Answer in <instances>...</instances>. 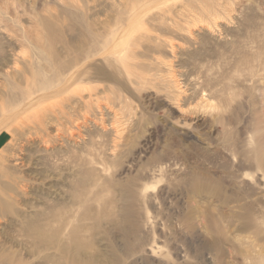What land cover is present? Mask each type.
<instances>
[{
  "label": "rangeland",
  "instance_id": "374dc122",
  "mask_svg": "<svg viewBox=\"0 0 264 264\" xmlns=\"http://www.w3.org/2000/svg\"><path fill=\"white\" fill-rule=\"evenodd\" d=\"M134 1L0 0V264H264V0H169L171 16L218 6L190 36L155 31L165 1L140 7L132 17L165 42L132 46L152 81L100 76L105 65L87 79L89 22L98 31ZM167 81L191 125L170 124ZM42 82L56 96L38 102ZM199 98L220 106L214 120Z\"/></svg>",
  "mask_w": 264,
  "mask_h": 264
},
{
  "label": "bare ground",
  "instance_id": "6f19581e",
  "mask_svg": "<svg viewBox=\"0 0 264 264\" xmlns=\"http://www.w3.org/2000/svg\"><path fill=\"white\" fill-rule=\"evenodd\" d=\"M163 1H165L164 3H163ZM171 1V0H170ZM169 0H140L139 2H136V1H134L133 3H130V4H119L120 5V7H122V9H121V11H120V13L119 14H117V19H114V20H116V21H111V22H113V25H111V22H109V23H106V22H102V20L101 21H98L99 23H98V26H100V30H98V31H95V29H94V24L95 23H90L89 22V24H88V27H89V31H90V34H89V36H88V38H86L87 39V45H88V54H87V56L85 57V59L84 60H87V63H86V69L84 70L85 72L83 73L84 74V76H85V74H86V76H87V79H92V75H93V71H94V69H95V66L96 65H99V66H103V65H105L104 67H103V69L101 70H98V71H100V76H108V75H105L106 74V72H107V70H109V72L110 73H115L116 72V70H120L123 74H125L126 76H127V78H129V80H130V82H134L135 81V83L138 85V84H144L143 85V87L145 88V84L146 83H148V81L150 80V81H152V79H150V77H148V75L147 74H145L144 72L142 73V72H137V68L135 67V65L133 64H131L130 63V60L132 59V58H134L135 57V48H133L132 46H138V44H137V42H141L142 40H145V41H148V42H152L151 44L153 45V42H156V41H161L162 40V38H160V33L163 31H166V29H165V27L167 26L168 28H172L174 31H176V32H179V33H183V32H186L187 34H189V36L190 35H193L192 33L194 32H192V29H195L196 27H197V24L196 23H198V22H204V23H206L207 25H209V26H212V25H214V24H216V20H217V18L221 15V13H219L220 11L217 9L218 8V6L216 7V6H214L215 8H212V7H210V6H204V5H202V4H200V6H199V9L197 10V13L199 12L200 13V15L199 14H197V13H194V14H188V15H186L185 16V14H184V10H186V8L188 7L186 4H184V5H186V6H183V7H181V8H183V9H180V10H183V12H181V13H177V14H172V16L173 15H175L174 17H172L171 16V11H173V10H171L172 8L170 7V6H168V2H170ZM142 2H146V4H144V5H142L141 3ZM163 3V4H162ZM183 3V2H182ZM189 3V2H188ZM160 4H162V6L161 7H163V5L165 4L166 5V7H167V12L166 13H168L167 15H166V13L165 14H163V16H161V17H159L156 21H160L161 23L163 22V23H165V25H163V26H157V27H155L154 29H155V31H157L158 33H159V35H156V34H154V33H152L151 31L149 32V30L148 29H145L146 27H145V25L143 24L144 22H146L145 21V19L144 18H142V19H139V16H140V12L137 14V15H135V16H133L132 17V15H134L135 13H137V11L139 10V9H141L140 7H148L149 6V8H154L155 7V5H160ZM186 7V8H185ZM164 9H165V7H164ZM194 9V8H193ZM166 10V9H165ZM195 10V9H194ZM187 11V10H186ZM93 12V11H92ZM174 13H175V10L173 11ZM179 12V11H178ZM188 12V11H187ZM190 12H192V10L190 11ZM183 13V14H182ZM170 14V15H169ZM90 15V14H89ZM169 16H171V17H169ZM89 17H91V15L89 16ZM182 17V18H181ZM198 17V18H197ZM105 18V17H104ZM103 18V19H104ZM100 19V18H99ZM107 19V18H106ZM88 21H90L89 19H88ZM93 22H94V20H92ZM126 21L128 22L127 24H128V27L127 28H125V23H126ZM219 22V21H218ZM140 24H142V27H139L138 29H137V32H138V35L139 36H141L140 38H138V39H136L135 41H133L132 39L134 38V33H135V29L137 28V26L138 25H140ZM167 24V25H166ZM96 25V24H95ZM96 28V27H95ZM200 28H201V26H200ZM208 29V28H207ZM206 30V29H205ZM175 32V33H176ZM169 33V32H168ZM177 34V33H176ZM83 35V34H82ZM210 35V34H209ZM74 36V35H73ZM79 36V35H78ZM37 37V36H36ZM35 37V38H36ZM39 37V36H38ZM80 37V36H79ZM85 37V36H84ZM40 38V37H39ZM38 38V39H39ZM83 38V37H82ZM43 39V38H42ZM79 39V38H78ZM78 39H77V41H78ZM168 39V38H167ZM28 40V39H27ZM35 40H37V38L35 39ZM74 40V39H73ZM184 40V39H183ZM204 40V39H203ZM39 41V40H38ZM40 41H42L41 39H40ZM71 41V40H70ZM173 41V40H172ZM74 42H75V40H74ZM144 42V41H143ZM164 41L162 40V43L161 44H164L163 43ZM170 42V41H169ZM169 42L167 43V41H166V43L167 44H169ZM216 42V41H215ZM39 43V42H38ZM42 43V42H41ZM40 43V44H41ZM47 43H48V45H45V44H41V45H39L40 46V48H41V51L43 52V53H45V54H47V56H48V59L49 58H51L52 59V57L54 56V54L55 53H53V51H55V48H54V50H53V45H54V39L53 38H51V37H47ZM59 43V42H58ZM83 44V43H82ZM156 44V43H155ZM158 44H160V43H158ZM172 45H174V44H172ZM208 45V44H207ZM62 46V45H61ZM61 46H60V48H61ZM82 46V45H81ZM158 46V45H157ZM165 46V45H164ZM169 46H170V44H169ZM153 47H155V46H153ZM159 47H161V46H159ZM208 47V46H207ZM157 49H158V47H156ZM170 48H171V46H170ZM174 49V48H173ZM199 49V48H198ZM40 50V49H39ZM77 50H79V49H77ZM56 52V51H55ZM60 52V51H59ZM67 52H69V51H67ZM66 52V53H67ZM203 52V51H202ZM34 53V52H33ZM61 53V52H60ZM64 53V52H63ZM70 53V52H69ZM158 53V52H157ZM161 53V52H160ZM170 53V52H169ZM173 53V52H172ZM201 53V52H200ZM200 53L198 54V55H200ZM196 54V53H195ZM43 55V54H42ZM197 55V54H196ZM203 55V54H202ZM24 56V55H23ZM22 56V57H23ZM57 55H55V57H56ZM21 57V58H22ZM27 57V56H26ZM61 57V56H60ZM59 57V58H60ZM161 57V56H160ZM192 57V56H191ZM24 58V57H23ZM40 58V57H39ZM66 58V57H65ZM83 58V57H82ZM154 58H157V57H154ZM203 58V57H202ZM210 58V57H209ZM17 59V58H16ZM50 59V62H53L52 60ZM160 59V58H159ZM159 59H156V60H159ZM43 60H44V57H43ZM63 60V59H62ZM260 60V59H259ZM39 61V60H38ZM40 61H41V59H40ZM45 61V60H44ZM42 62V61H41ZM46 62V61H45ZM164 62V61H163ZM163 62H161V63H163ZM29 63V62H28ZM37 63V62H36ZM39 63V62H38ZM69 63V62H68ZM196 63V62H195ZM199 63V62H198ZM202 63V62H201ZM50 64V63H49ZM53 64V63H52ZM51 64V68H53V65ZM55 64V63H54ZM67 64V63H66ZM45 65H47V64H44V67H45ZM56 66H57V64H55ZM69 65H71V64H69ZM166 65V64H165ZM197 65V64H196ZM203 65V64H202ZM55 66V67H56ZM83 66V65H82ZM198 66V65H197ZM254 66V65H253ZM29 67V66H28ZM48 67V66H47ZM46 67V68H47ZM69 67V66H68ZM61 68V67H60ZM65 68V67H64ZM163 68V67H162ZM19 69V68H18ZM75 69V68H74ZM161 69V68H160ZM201 69V68H200ZM199 69V70H200ZM205 69V68H204ZM262 69V68H261ZM246 70V69H245ZM252 70V69H251ZM263 70V69H262ZM79 71V70H78ZM76 71V73L74 74V78H77L78 76H80L82 73L79 71ZM197 71V70H196ZM261 71V70H260ZM264 71V70H263ZM262 71V72H263ZM95 72V71H94ZM202 72V71H201ZM200 72V73H201ZM253 72V71H252ZM71 73V72H70ZM38 74V73H37ZM40 74V73H39ZM72 74V73H71ZM70 74V75H71ZM96 74H98V73H96ZM264 74V73H263ZM208 75V74H207ZM59 76V75H58ZM158 76V75H157ZM157 76H155V77H157ZM196 76H197V74H196ZM198 76H200V75H198ZM39 77H40V75H39ZM60 77V76H59ZM80 77H83V75L82 76H80ZM35 78V77H34ZM99 78V77H98ZM111 78V77H110ZM159 78V77H158ZM192 78V77H191ZM55 79V78H54ZM112 80H113V78H111ZM160 79V78H159ZM81 80V79H80ZM96 80V79H95ZM154 80H155V78H154ZM158 80V79H157ZM164 80V79H163ZM163 80H161V81H163ZM171 80H172V78H171ZM103 81V80H102ZM177 81V80H176ZM211 81V80H210ZM54 82H55V80H54ZM88 82V81H87ZM95 82H97V81H95ZM99 82V81H98ZM155 82V81H154ZM172 82V81H171ZM179 82V81H178ZM195 82V81H194ZM207 82V81H206ZM165 84L163 85V86H165L164 88H165V90H167V92H169V93H167V94H169L168 96L167 95H165V96H167L166 97V100L167 101H169L168 102V104L169 105H167V107L169 106V110L173 113V115H177L178 116V118L177 119H179L178 121H176V122H174V123H170V124H174L175 125V127L177 128H180V126L181 125H183V126H187V125H191L192 123H193V119L195 118H192V116L190 115V114H192V113H190L189 114V111L187 112V111H184V110H182L183 108H182V106H181V98H183L182 97V90H181V88H180V90H179V88H178V86H176V83L174 84L173 82L172 83H170V82H164ZM182 83V82H181ZM186 83V82H185ZM196 83V82H195ZM33 84V83H32ZM161 85V84H160ZM196 85V84H195ZM208 85V84H207ZM41 86H43L42 88H38L39 90V92L41 91V93L42 94H44L41 98H39V100H38V102L40 101V100H42V99H44V98H51V97H55L56 95H55V93H53L52 95H51V92L50 93H47V94H45L46 92H48V90L49 89H52L53 88V85L51 84V86L47 83V84H44L43 85V82H42V84H41ZM40 86V87H41ZM159 86V85H158ZM162 86V87H163ZM217 86V85H216ZM231 86V85H230ZM91 87V86H90ZM90 87L88 88V89H90ZM93 87V86H92ZM142 87V88H143ZM6 88V87H5ZM95 88V87H94ZM156 88H157V86H156ZM186 88V87H185ZM207 88V87H206ZM213 88V87H212ZM229 88V87H228ZM227 88V89H228ZM232 88V87H231ZM231 88H229V89H231ZM86 89V88H85ZM87 89V90H88ZM86 90V91H87ZM159 90V89H158ZM214 90V89H213ZM232 90V89H231ZM93 91H96V90H89L88 91V97H89V103L88 104H90V103H92L93 102V99H94V92ZM184 91H186V90H184ZM188 91V90H187ZM193 91V90H192ZM202 91V90H201ZM200 91V92H201ZM229 91V90H228ZM233 91V90H232ZM194 92V91H193ZM192 92V93H193ZM222 92H224V91H222ZM221 92V93H222ZM226 92V91H225ZM160 93V91L157 93V96H159L158 94ZM186 93V92H185ZM202 93V92H201ZM209 93H212V92H209ZM208 93V95L206 96V97H209V95H211V94H209ZM219 93V92H218ZM96 94H98V93H96ZM112 94H113V92H112ZM191 94V93H190ZM223 94V93H222ZM99 95V94H98ZM200 95V94H199ZM203 95V94H202ZM36 96V95H35ZM97 96V95H96ZM161 96V95H160ZM184 96H186L185 94H184ZM188 96V95H187ZM205 96V95H204ZM29 97H32L31 95L29 96ZM112 98L113 97V95H111V96H109L108 98ZM115 97V96H114ZM114 97H113V99H114ZM200 97H201V95H200ZM35 98V97H34ZM93 98V99H92ZM164 98V97H163ZM186 98V97H185ZM184 98V99H185ZM203 98V97H202ZM38 99V98H37ZM162 99V98H161ZM165 99V98H164ZM163 99V100H164ZM217 99V98H216ZM108 100V99H107ZM157 100V99H156ZM162 100V101H163ZM187 100V99H186ZM198 100H201L200 102H198L197 100V102H198V105H196L197 107H198V109H200V110H202L203 112H204V115H201L202 117H203V120L204 121H206V122H209L210 120L212 121V120H214V112H215V110L216 109H218L217 108V106H213V104H212V102L214 103L215 102V100H214V98H213V100L211 99V98H204V99H198ZM212 100V101H211ZM37 101V100H36ZM102 101V100H101ZM105 101V100H104ZM103 101V102H104ZM110 102H113L112 101V99H110L109 100ZM165 101V100H164ZM182 101H184V100H182ZM159 102V101H158ZM161 102V101H160ZM166 102V101H165ZM196 102V103H197ZM37 102H33V103H31V105H33V104H36ZM109 103V102H108ZM167 103V102H166ZM39 104H41V103H38V105ZM113 104V106H115L116 108H117V104L115 105V103H112ZM111 103H110V105H112ZM164 104V103H163ZM172 104H176V106L175 105H172ZM91 105V104H90ZM158 105V104H157ZM219 105H221V104H219ZM112 106V107H113ZM26 107V106H25ZM102 107V106H101ZM111 107V106H110ZM116 108H114V109H116ZM121 108V107H120ZM119 108V109H120ZM112 109V108H111ZM194 109V108H193ZM192 109V110H193ZM195 110V109H194ZM103 111V110H102ZM196 111V110H195ZM194 111V112H195ZM112 112V111H111ZM115 112V111H114ZM168 112V111H167ZM193 112V111H192ZM198 112V111H197ZM202 112V113H203ZM216 112H217V110H216ZM219 112V111H218ZM116 114H117V111L115 112ZM120 113V112H119ZM201 113V112H200ZM199 113V114H200ZM3 114H5V116H6V113H3ZM120 114H122V113H120ZM113 115V114H112ZM173 115H172V117H173ZM215 115H219V113H216ZM115 116V115H114ZM225 116V115H224ZM116 117H120V116H116ZM116 117H114V118H116ZM171 117V118H172ZM198 117H200V116H198ZM197 117V118H198ZM19 118V117H18ZM41 118V117H40ZM122 118V117H121ZM124 118V117H123ZM123 118H122V120H123ZM201 118V117H200ZM125 119V118H124ZM202 119V118H201ZM201 119H199V120H201ZM226 119V118H225ZM8 120H10V119H6V121H8ZM40 120V119H39ZM41 121H42V118H41ZM121 121V120H120ZM126 121V120H125ZM168 121H170V119L168 120ZM43 122H45V121H43ZM47 122V121H46ZM134 122V117L131 115V113L129 114V118H128V120H127V124L128 125H130V124H132ZM196 122V121H195ZM206 122H204V123H206ZM126 123V122H125ZM198 123V122H197ZM44 124V123H43ZM195 124V123H194ZM8 125V124H7ZM10 125V124H9ZM46 125V124H45ZM120 125V124H119ZM118 126V125H117ZM5 127H8V126H5ZM27 127H29V126H27ZM40 127H41V125H40ZM121 127V126H120ZM42 129H43V127H41ZM26 129V128H25ZM29 129V128H28ZM40 129V128H39ZM31 130V129H30ZM115 130H118V129H116L115 128ZM178 130V129H177ZM23 131H24V129H23ZM22 131V132H23ZM32 131V130H31ZM30 131V132H31ZM35 131V130H34ZM21 132V131H20ZM40 132V131H39ZM115 132V131H114ZM32 133V132H31ZM35 133H37V132H35ZM117 134L119 133V131L118 132H116ZM117 134H115V135H117ZM25 135V134H24ZM34 135V134H33ZM33 135H31V136H33ZM119 135V134H118ZM117 137V136H116ZM120 137V136H119ZM9 138V137H8ZM30 138V137H29ZM38 138V137H37ZM10 139V138H9ZM160 168V167H159ZM162 169V168H161ZM164 170V169H163ZM157 171V170H156ZM154 174V173H153ZM161 174H163V172L161 173ZM159 175H160V173H159ZM157 176V175H156ZM154 177V176H153ZM151 178V177H150ZM161 181H162V179H161ZM159 182V181H158ZM160 183V182H159ZM155 186V185H154ZM145 187H147V186H145ZM152 187V186H151ZM149 188V187H148ZM125 212V211H124ZM132 212H134V210H132ZM127 213V212H126ZM134 214V213H133ZM134 216V215H133ZM132 217V216H131ZM71 219V218H70ZM127 221H128V219H126ZM60 221V220H59ZM70 224V223H69ZM122 225V224H121ZM120 225V226H121ZM130 226H131V224H130ZM133 226L134 227H136L135 226V224H133ZM132 227V226H131ZM116 228H119V227H116ZM121 228H123V227H121ZM126 228V227H125ZM124 228V229H125ZM120 229V228H119ZM129 229V228H128ZM131 230H133L134 231V229H130V231L129 230H123L124 232H126L125 234L126 235H129L130 233H131ZM42 234V233H41ZM132 234H133V232H132ZM55 235V234H54ZM45 239V238H44ZM44 243V242H43ZM53 245H54V242H53ZM63 248V247H62ZM60 252V251H59ZM70 252H71V250H70ZM112 256V255H111ZM65 259V258H64ZM115 259V258H114ZM109 260V259H108ZM111 262V261H110ZM126 262V261H125Z\"/></svg>",
  "mask_w": 264,
  "mask_h": 264
}]
</instances>
